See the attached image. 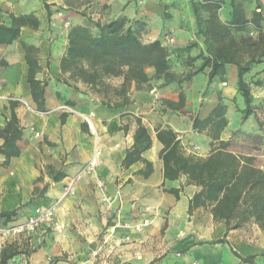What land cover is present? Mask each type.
<instances>
[{"label":"crops","instance_id":"0c3cea01","mask_svg":"<svg viewBox=\"0 0 264 264\" xmlns=\"http://www.w3.org/2000/svg\"><path fill=\"white\" fill-rule=\"evenodd\" d=\"M97 1L107 10L104 20L124 21L143 43L160 42L169 53L176 78L165 83L147 69L148 80L139 88L132 81L123 89L121 75L106 76L91 85L74 72L78 64L64 62L72 27L97 32L87 16L65 11L60 0H0V25L11 27L12 16L25 18L17 37L0 43V130L10 117V100L17 102L13 111L21 128L16 142L19 154L8 159L0 154V214L12 212L0 215V264H251L240 259L251 256L253 264H264V238L254 222L226 231L208 208L189 212L197 186L188 184L184 175L163 176L156 128H171L186 153L205 157L219 139L210 137L211 122L197 132L192 120L207 118L219 97L221 103L235 98L243 105L235 65L224 64V73L218 72L210 81V67L195 71L219 45L218 37L198 22L194 3L199 0ZM209 1H222L216 28H234L228 24L231 1ZM234 2L247 20L254 11H261L264 35V0ZM242 28L258 32L250 22ZM27 46L34 50L30 52L36 60L34 79L44 84L45 112L36 110L30 93ZM179 92L183 107L169 108L167 102H176ZM226 109L230 110L229 105ZM83 116L91 118L92 128ZM137 120L150 144L139 159L123 166ZM94 149L100 155L93 172L82 175L74 195H64L67 178L90 160ZM97 181L103 183L101 191ZM170 190H177V195ZM56 200L55 219L63 224L60 232L47 229L30 236L4 232L35 207ZM143 218L150 223L134 231ZM115 224L119 225L107 236Z\"/></svg>","mask_w":264,"mask_h":264},{"label":"trees","instance_id":"16d2710c","mask_svg":"<svg viewBox=\"0 0 264 264\" xmlns=\"http://www.w3.org/2000/svg\"><path fill=\"white\" fill-rule=\"evenodd\" d=\"M231 2V19L228 22L234 29H240L250 22L258 30V41L250 38L236 41L230 35L226 26H219L213 32L218 37L219 45L211 53L210 57H204L201 65L195 71H201L204 67H210L209 81L214 75L224 73V64H233L236 67V88L242 98V118L247 119L253 113L251 93L245 75L250 71L251 65L260 63L264 57V49L254 55L249 49L258 47V43L264 42V35L260 31L261 11H254L250 20L243 15V10L234 0ZM211 8L218 10L222 1L207 2ZM257 9L260 6L257 4ZM194 9V4H193ZM12 26L7 28L0 25V43H8L18 35V27L25 23L24 17H11ZM93 27L97 29L95 34L87 27L74 26L70 29L67 39V55L64 59L69 66L74 67V72L83 81L95 85L99 84L103 77H123L122 88L130 82H134L136 88L148 80L146 70H154L155 79H164L165 83L176 78L169 66V53L158 41L143 43L135 31L124 26L122 20L94 21ZM15 26V27H14ZM245 44L246 49H244ZM25 60L28 64V78L30 93L36 110L45 112L44 108V84L34 79L36 60L31 46L26 47ZM247 60H244V56ZM189 77V76H188ZM10 117L5 126L0 130L3 143L0 146V154L6 159L19 154L16 145L21 136V128L13 111L17 103L10 100ZM171 109H180L184 105L182 92L178 94L176 102H167ZM224 106L219 97V103L204 120L194 118L192 127L197 132L204 129L210 122L212 130L210 137L218 140V146L211 149L205 157L186 153L183 150L177 133L171 128H156V138L162 144L160 158L163 164V176L165 179H176L180 175L186 177L188 184H193L199 190L189 201V212L192 208H208L214 221L222 222L226 231L236 229L247 222H254L262 232L264 238V169L254 165L252 156H240L227 147V142L220 140V130L225 125L223 115ZM215 117L219 120L215 121ZM63 121L62 117L60 119ZM150 138L145 127L137 120V128L133 136V145L126 152L123 166H128L132 161L140 158V153L147 149ZM211 144H213L211 142ZM60 176H62L60 174ZM177 195V190H170ZM2 213L0 215H10ZM234 254H236L233 251ZM237 255V254H236ZM241 261L253 264V256Z\"/></svg>","mask_w":264,"mask_h":264},{"label":"rangeland","instance_id":"374dc122","mask_svg":"<svg viewBox=\"0 0 264 264\" xmlns=\"http://www.w3.org/2000/svg\"><path fill=\"white\" fill-rule=\"evenodd\" d=\"M51 2L52 0H48ZM58 1V0H57ZM246 2V0H243ZM59 6L65 11H73L87 16L89 26L93 28L94 18L99 15L100 18L106 19L107 10L98 4L97 0H60ZM243 3V2H241ZM196 15L201 27L208 32H214L218 18V10L211 8L206 0H199L195 3ZM230 35L236 41L241 38H250L251 41H258V32L252 28L229 29ZM212 46L215 43L211 42ZM244 49L246 45L243 44ZM264 49V42L258 43V47H251L249 50L257 55ZM244 56V60H247ZM264 57L260 63L251 65L250 71L245 75V80L249 85L251 93V104L253 113L247 119L242 118L241 110L243 105L237 103L235 98L228 101L223 99V114L225 125L220 130V140L227 142V148L240 156H252L254 165L264 169ZM181 74H177L180 77ZM229 105L230 110L226 107Z\"/></svg>","mask_w":264,"mask_h":264},{"label":"built area","instance_id":"2783aa9c","mask_svg":"<svg viewBox=\"0 0 264 264\" xmlns=\"http://www.w3.org/2000/svg\"><path fill=\"white\" fill-rule=\"evenodd\" d=\"M95 21L104 22V18H100L97 15L94 18ZM168 42H172V38H167ZM84 121L87 123L89 128H92L91 118L89 116H83ZM100 151L94 149V153L90 160L84 163L80 170L73 174L72 176L67 178L66 183L63 186V194L64 195H74L77 187V183L81 179L84 173H92L95 166L99 160ZM96 188L101 191L103 187L102 181H97L95 184ZM58 204V200L54 201L51 205L48 206H38L33 209V211L22 221L16 223L4 230L5 233L11 236H30L37 232H45L47 229L60 232L63 229V224L58 222L55 219V207ZM148 218H143L140 223L136 224L133 229L136 232H140L143 227L149 224ZM119 224H115L114 226L109 228V236L114 232V229ZM125 240H129V237H125ZM191 264H198L197 262H192Z\"/></svg>","mask_w":264,"mask_h":264}]
</instances>
